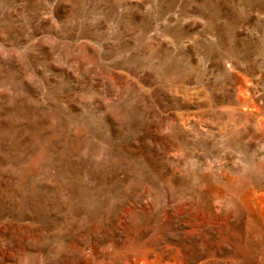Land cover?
<instances>
[{
    "label": "rangeland",
    "instance_id": "374dc122",
    "mask_svg": "<svg viewBox=\"0 0 264 264\" xmlns=\"http://www.w3.org/2000/svg\"><path fill=\"white\" fill-rule=\"evenodd\" d=\"M0 264H264V0H0Z\"/></svg>",
    "mask_w": 264,
    "mask_h": 264
}]
</instances>
